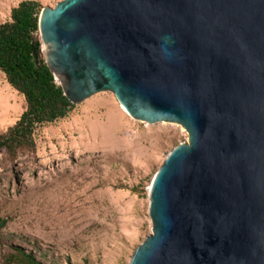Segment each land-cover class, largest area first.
Returning <instances> with one entry per match:
<instances>
[{"label":"water","instance_id":"water-1","mask_svg":"<svg viewBox=\"0 0 264 264\" xmlns=\"http://www.w3.org/2000/svg\"><path fill=\"white\" fill-rule=\"evenodd\" d=\"M41 51L70 103L182 126L129 264H264V0H63Z\"/></svg>","mask_w":264,"mask_h":264},{"label":"rangeland","instance_id":"rangeland-1","mask_svg":"<svg viewBox=\"0 0 264 264\" xmlns=\"http://www.w3.org/2000/svg\"><path fill=\"white\" fill-rule=\"evenodd\" d=\"M22 1L0 0V23ZM36 1L54 8L63 0ZM25 110V98L0 71V135ZM188 141L182 126L137 121L113 93L102 92L39 127L34 150L15 157L0 150V211L8 221L0 264L10 251L8 236L27 249L36 243L48 252L41 258L47 264H129L152 234L151 181L167 155Z\"/></svg>","mask_w":264,"mask_h":264},{"label":"trees","instance_id":"trees-1","mask_svg":"<svg viewBox=\"0 0 264 264\" xmlns=\"http://www.w3.org/2000/svg\"><path fill=\"white\" fill-rule=\"evenodd\" d=\"M42 8L36 0H24L12 9L9 21L0 23V71L26 101L18 122L0 135V150L12 157L22 149L34 150L36 130L66 118L75 107L40 57L41 42L35 36ZM7 223L0 211V232ZM5 239L11 244L3 264H47L41 258H46L48 252L36 243L27 249V245L15 243L13 236Z\"/></svg>","mask_w":264,"mask_h":264},{"label":"bare ground","instance_id":"bare-ground-1","mask_svg":"<svg viewBox=\"0 0 264 264\" xmlns=\"http://www.w3.org/2000/svg\"><path fill=\"white\" fill-rule=\"evenodd\" d=\"M122 109H123V107H122ZM124 110V109H123ZM125 111V110H124ZM126 112V111H125Z\"/></svg>","mask_w":264,"mask_h":264}]
</instances>
